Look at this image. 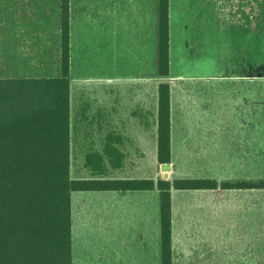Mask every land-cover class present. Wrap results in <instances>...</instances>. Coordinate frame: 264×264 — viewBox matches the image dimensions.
Instances as JSON below:
<instances>
[{
	"label": "crops",
	"instance_id": "crops-1",
	"mask_svg": "<svg viewBox=\"0 0 264 264\" xmlns=\"http://www.w3.org/2000/svg\"><path fill=\"white\" fill-rule=\"evenodd\" d=\"M169 1L160 76L158 0H69L71 179L155 183L72 192V264H162L159 180L217 184L171 188V264H264V0ZM61 2L0 0V80L56 78ZM239 183L254 186L223 187Z\"/></svg>",
	"mask_w": 264,
	"mask_h": 264
},
{
	"label": "trees",
	"instance_id": "trees-1",
	"mask_svg": "<svg viewBox=\"0 0 264 264\" xmlns=\"http://www.w3.org/2000/svg\"><path fill=\"white\" fill-rule=\"evenodd\" d=\"M169 0H158V73L169 75ZM69 0L61 2L60 76L0 80V264H72L71 193L153 190L152 180L70 177ZM158 160L170 158V88L159 87ZM92 166V158H89ZM247 183L224 188L253 187ZM258 187V184L255 185ZM216 188L207 180H159L162 264H171V194ZM264 188V181L260 183Z\"/></svg>",
	"mask_w": 264,
	"mask_h": 264
},
{
	"label": "rangeland",
	"instance_id": "rangeland-1",
	"mask_svg": "<svg viewBox=\"0 0 264 264\" xmlns=\"http://www.w3.org/2000/svg\"><path fill=\"white\" fill-rule=\"evenodd\" d=\"M58 17H59V13H56L55 14V26L57 25ZM60 55L61 54H55L54 69H53V72L50 73V75H52L54 77L60 76V70H61V68H60V60L56 59V58H59ZM74 160H75L77 166H80V165H82L85 162L86 157H79L78 156V157H75ZM85 174L86 173L77 172L76 174H74V178L75 177H83V176H85ZM87 175H91V173L87 172ZM70 177H71V175H70Z\"/></svg>",
	"mask_w": 264,
	"mask_h": 264
},
{
	"label": "water",
	"instance_id": "water-1",
	"mask_svg": "<svg viewBox=\"0 0 264 264\" xmlns=\"http://www.w3.org/2000/svg\"><path fill=\"white\" fill-rule=\"evenodd\" d=\"M163 170L164 171H169V165L168 164L163 165Z\"/></svg>",
	"mask_w": 264,
	"mask_h": 264
}]
</instances>
